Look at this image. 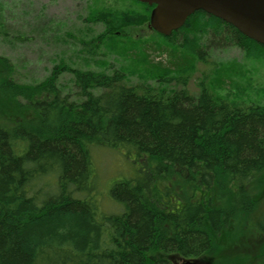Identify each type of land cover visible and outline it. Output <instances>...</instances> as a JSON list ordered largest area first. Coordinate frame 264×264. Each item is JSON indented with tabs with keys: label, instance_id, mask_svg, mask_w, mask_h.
<instances>
[{
	"label": "trees",
	"instance_id": "1",
	"mask_svg": "<svg viewBox=\"0 0 264 264\" xmlns=\"http://www.w3.org/2000/svg\"><path fill=\"white\" fill-rule=\"evenodd\" d=\"M86 21L104 26L100 43L149 23L150 14L101 10ZM151 36L146 57L165 73L189 61L170 48L174 37L199 58L204 46L225 43L264 61L263 45L204 11L171 36ZM63 71L74 76V95L58 85ZM159 81L178 88L127 84L119 69L64 65L38 84H21L0 57V264L198 259L212 255L230 227L261 204L264 106L217 97L204 81L198 95L185 77ZM101 149L127 150L142 161L141 171L110 191L115 212L95 200L94 155Z\"/></svg>",
	"mask_w": 264,
	"mask_h": 264
},
{
	"label": "rangeland",
	"instance_id": "2",
	"mask_svg": "<svg viewBox=\"0 0 264 264\" xmlns=\"http://www.w3.org/2000/svg\"><path fill=\"white\" fill-rule=\"evenodd\" d=\"M101 10L150 14V21L98 43L96 39L104 33V26L86 20ZM153 10L154 7L133 0H0V57L12 63L15 78L21 84H38L59 65L107 74L119 69L126 74L127 84L146 83L171 91L178 85L165 86L159 78L185 77L193 94L200 93L204 81L217 97L264 106V61L247 58L238 46L225 43L204 46L199 58L185 53L174 37L169 46L178 56L189 60L186 68L171 73L152 68L144 41L153 39ZM154 55L155 61L162 60L151 53V57ZM58 85L64 94H75L70 71L61 73ZM127 153V150L101 149L94 155V185L99 188L100 198L95 200L103 212L118 209L110 195L115 183L141 171L142 161ZM262 198L261 204L248 209L239 225L230 227L212 255L175 258L173 264H264V194Z\"/></svg>",
	"mask_w": 264,
	"mask_h": 264
},
{
	"label": "water",
	"instance_id": "3",
	"mask_svg": "<svg viewBox=\"0 0 264 264\" xmlns=\"http://www.w3.org/2000/svg\"><path fill=\"white\" fill-rule=\"evenodd\" d=\"M154 6L151 27L165 36L181 29L197 11L233 26L264 46V0H136Z\"/></svg>",
	"mask_w": 264,
	"mask_h": 264
}]
</instances>
